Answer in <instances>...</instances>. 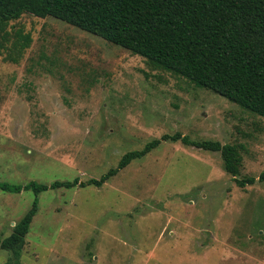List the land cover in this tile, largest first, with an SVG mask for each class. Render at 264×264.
<instances>
[{
  "label": "rangeland",
  "instance_id": "374dc122",
  "mask_svg": "<svg viewBox=\"0 0 264 264\" xmlns=\"http://www.w3.org/2000/svg\"><path fill=\"white\" fill-rule=\"evenodd\" d=\"M6 30L30 41L0 52V185L98 180L174 133L234 145L255 180L239 188L218 153L162 141L99 186L0 189V240L36 199L19 264H264L263 118L50 17Z\"/></svg>",
  "mask_w": 264,
  "mask_h": 264
},
{
  "label": "trees",
  "instance_id": "16d2710c",
  "mask_svg": "<svg viewBox=\"0 0 264 264\" xmlns=\"http://www.w3.org/2000/svg\"><path fill=\"white\" fill-rule=\"evenodd\" d=\"M24 14L50 17L99 37L264 119V0H0V52L11 50L20 55L28 46L26 34L10 36L6 30L9 22ZM162 141L218 153L223 171L239 188L255 182L252 177H239L240 157L234 145L192 141L174 133L123 154L116 167L98 180L29 182L21 187L0 185V189L31 190L36 196L48 189L99 186ZM257 180L264 183V172ZM35 210L36 199L0 240V250L9 254L3 264H19Z\"/></svg>",
  "mask_w": 264,
  "mask_h": 264
}]
</instances>
